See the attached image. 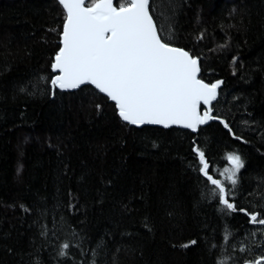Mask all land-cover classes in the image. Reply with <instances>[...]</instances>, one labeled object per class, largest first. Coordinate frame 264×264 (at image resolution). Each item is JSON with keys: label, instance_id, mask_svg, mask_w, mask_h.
<instances>
[{"label": "trees", "instance_id": "trees-1", "mask_svg": "<svg viewBox=\"0 0 264 264\" xmlns=\"http://www.w3.org/2000/svg\"><path fill=\"white\" fill-rule=\"evenodd\" d=\"M150 12L163 40L200 59L201 79L223 82L213 111L232 133L215 122L197 134L131 127L89 85L53 97L40 78L56 75L64 9L0 0V264H244L264 255V225L219 210L192 151L195 142L229 188L219 172L239 153L235 202L264 216V0H151Z\"/></svg>", "mask_w": 264, "mask_h": 264}, {"label": "snow or ice", "instance_id": "snow-or-ice-1", "mask_svg": "<svg viewBox=\"0 0 264 264\" xmlns=\"http://www.w3.org/2000/svg\"><path fill=\"white\" fill-rule=\"evenodd\" d=\"M58 3L66 18L62 47L52 64L57 75L40 78L49 85L52 96L57 89L63 92L93 85L115 102L122 121L135 126L178 125L196 132L200 125L219 119L212 115L213 102L223 82L206 83L200 78L199 58L161 38L150 12L151 0H123L118 6L114 0H88L87 5L85 0H58ZM20 91L26 88L21 87ZM201 105L205 106L203 111ZM220 123L232 133L227 122L221 119ZM192 151L199 165L196 170L213 186L210 191L222 206L219 210L225 216L239 211L249 217V223L264 225V216L238 208L235 202L239 173L245 167L241 155L228 153L230 167L219 172L229 188L215 175V169L209 172V159L195 142ZM230 235L226 229L225 240ZM69 248L68 242L63 243L57 255L68 257ZM217 264H227V259L218 260ZM244 264H264V255L253 261L245 260Z\"/></svg>", "mask_w": 264, "mask_h": 264}, {"label": "water", "instance_id": "water-1", "mask_svg": "<svg viewBox=\"0 0 264 264\" xmlns=\"http://www.w3.org/2000/svg\"><path fill=\"white\" fill-rule=\"evenodd\" d=\"M55 1H57L58 2V0H55ZM85 3H86V5L88 4V0H85ZM65 11V10H64ZM155 21V20H154ZM65 23V22H64ZM61 39H62V33H61V35H60V41H59V44H60V47H62V44H61ZM176 47V46H175ZM180 48V47H179ZM182 49V48H181ZM200 60V59H199ZM54 62V61H53ZM200 69H201V62H200ZM56 73V72H55ZM56 75H57V73H56ZM200 76H201V71H200ZM217 82V81H216ZM207 83V82H206ZM84 86H88V85H82L80 88H82V87H84ZM89 86H91V87H93L94 89H95V87L93 86V85H89ZM80 88H78V89H73V90H66V91H72V92H74V91H77V90H79ZM97 90V89H96ZM98 91V90H97ZM218 91H220V89L218 90ZM99 92V91H98ZM103 96H105L106 98H108L105 94H103V93H101ZM218 97H219V95H218ZM218 99V98H217ZM108 100L110 101V102H112L113 104H115V102L114 101H111L109 98H108ZM214 103H215V101L213 102V105H214ZM204 105H201V111H203L204 110ZM212 115L214 116V111L212 112ZM121 119V118H120ZM122 120V119H121ZM220 120L221 119H214V120H211V121H209L207 124H204V125H200L199 127H198V130L196 131V132H193L191 129H187V128H183V127H181V126H178V125H173V126H171V127H168V128H165V127H163L162 125H149V124H145V125H141V126H135V125H130V124H128L127 122H124V123H126V124H128L129 126H131V127H135V128H138V129H140V128H143V127H157V128H161V129H172V128H179V129H184V130H188V131H190V132H192L193 134H197L198 133V131H199V128L201 127V126H206V125H208V124H210V123H212V122H215V123H219V124H221L222 126H223V124L222 123H220ZM224 127V126H223ZM225 128V127H224ZM226 129V128H225Z\"/></svg>", "mask_w": 264, "mask_h": 264}, {"label": "bare ground", "instance_id": "bare-ground-1", "mask_svg": "<svg viewBox=\"0 0 264 264\" xmlns=\"http://www.w3.org/2000/svg\"><path fill=\"white\" fill-rule=\"evenodd\" d=\"M183 49V48H182ZM185 50V49H184ZM54 97V96H53ZM215 116V115H214ZM216 117V116H215ZM219 119H221V118H219ZM223 120V119H222Z\"/></svg>", "mask_w": 264, "mask_h": 264}]
</instances>
